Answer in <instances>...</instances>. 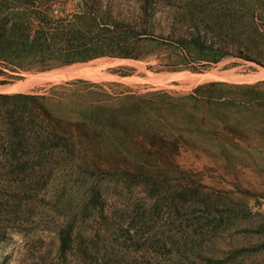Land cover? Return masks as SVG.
<instances>
[{
  "label": "rangeland",
  "instance_id": "obj_1",
  "mask_svg": "<svg viewBox=\"0 0 264 264\" xmlns=\"http://www.w3.org/2000/svg\"><path fill=\"white\" fill-rule=\"evenodd\" d=\"M118 2L131 10V0ZM176 2L197 18L248 20L244 28L223 27V47L234 45L230 54L243 39L259 41L252 26L264 44V0ZM68 3L72 10L75 0ZM249 49L255 62L225 57L202 74L102 59L27 74L0 93L72 80L181 93L208 82L251 84L264 80L256 64L264 56ZM125 73L132 76H118ZM255 114L232 105L219 112L223 125L216 129L175 127L171 134L182 136L187 151L168 162L133 147L114 153L122 138L90 136L67 150L34 151L0 166V264H264V127Z\"/></svg>",
  "mask_w": 264,
  "mask_h": 264
},
{
  "label": "trees",
  "instance_id": "obj_2",
  "mask_svg": "<svg viewBox=\"0 0 264 264\" xmlns=\"http://www.w3.org/2000/svg\"><path fill=\"white\" fill-rule=\"evenodd\" d=\"M131 4L126 11L118 0H75L70 10L68 0H0V86L27 74L102 59L156 62L162 67L157 73L202 74L225 57L255 62L248 56L249 47L264 56L262 32L253 26L250 30L259 41L243 39L236 54L228 53L234 45L223 47V27L244 28L248 20L223 19V14L197 18L176 0ZM160 9H166L165 16ZM214 29L220 35H214ZM263 63L256 62L264 68ZM232 105L255 112L257 125L264 127V80L208 82L185 93L72 80L26 94L0 93V166L20 163L34 151L67 150L76 139L90 136L122 138L124 144H115L114 153L133 147L168 162L187 151L182 136L171 134L175 127L216 129L223 125L219 112Z\"/></svg>",
  "mask_w": 264,
  "mask_h": 264
}]
</instances>
